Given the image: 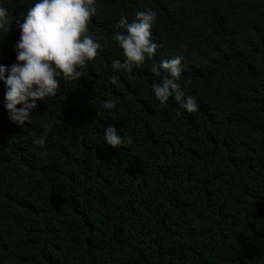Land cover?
<instances>
[{
    "label": "trees",
    "instance_id": "1",
    "mask_svg": "<svg viewBox=\"0 0 264 264\" xmlns=\"http://www.w3.org/2000/svg\"><path fill=\"white\" fill-rule=\"evenodd\" d=\"M34 3L0 0V64L17 62V18ZM96 9L87 27L103 50L21 127L0 82V264H264V0ZM145 9L157 50L117 73L115 25ZM176 56L192 113L152 91L153 66ZM109 126L126 145L103 142Z\"/></svg>",
    "mask_w": 264,
    "mask_h": 264
},
{
    "label": "clouds",
    "instance_id": "2",
    "mask_svg": "<svg viewBox=\"0 0 264 264\" xmlns=\"http://www.w3.org/2000/svg\"><path fill=\"white\" fill-rule=\"evenodd\" d=\"M96 3L97 0H35L20 13L17 18L20 36L15 44L17 62L10 66L0 64L4 108L12 123L21 127L29 122L37 102L56 95L60 77L80 79L87 63L103 50L104 45L87 27L96 14ZM155 21L156 13L150 9L137 12L131 23L125 17L119 19L112 40L122 50L123 61L112 60L111 68L115 72H131L153 58L158 47L151 39ZM9 24V10L0 5V31ZM182 59L180 56L165 58L153 66L152 72L159 80L153 84L152 91L161 105L171 97L181 110L192 113L198 110V105L195 97L186 94V85L182 87L179 82ZM113 107L110 99L102 104L104 110ZM104 133L103 142L112 148L126 145L124 136H119L115 127H107ZM38 143L43 144L44 138Z\"/></svg>",
    "mask_w": 264,
    "mask_h": 264
}]
</instances>
